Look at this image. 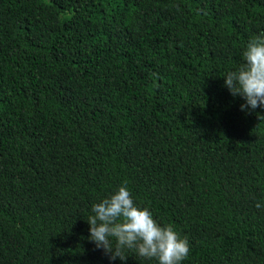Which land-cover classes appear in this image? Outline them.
Here are the masks:
<instances>
[{
	"label": "trees",
	"instance_id": "obj_1",
	"mask_svg": "<svg viewBox=\"0 0 264 264\" xmlns=\"http://www.w3.org/2000/svg\"><path fill=\"white\" fill-rule=\"evenodd\" d=\"M256 36L264 0H0V264H158L89 239L125 181L181 264H264V107L224 83Z\"/></svg>",
	"mask_w": 264,
	"mask_h": 264
},
{
	"label": "clouds",
	"instance_id": "obj_2",
	"mask_svg": "<svg viewBox=\"0 0 264 264\" xmlns=\"http://www.w3.org/2000/svg\"><path fill=\"white\" fill-rule=\"evenodd\" d=\"M244 62L229 71L225 85L233 96L240 95L242 110L264 107V36L253 37L243 51ZM257 208L261 204L257 202ZM87 219L89 239L102 248L110 260L125 261L128 252L158 264H181L189 255V241L181 237L171 224L161 225L147 207L135 203L127 182L114 193L92 205Z\"/></svg>",
	"mask_w": 264,
	"mask_h": 264
}]
</instances>
